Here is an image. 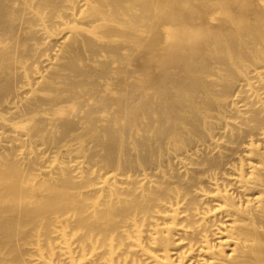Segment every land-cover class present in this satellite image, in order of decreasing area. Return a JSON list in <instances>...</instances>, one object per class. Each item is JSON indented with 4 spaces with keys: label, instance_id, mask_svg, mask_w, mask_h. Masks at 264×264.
I'll use <instances>...</instances> for the list:
<instances>
[{
    "label": "bare ground",
    "instance_id": "obj_1",
    "mask_svg": "<svg viewBox=\"0 0 264 264\" xmlns=\"http://www.w3.org/2000/svg\"><path fill=\"white\" fill-rule=\"evenodd\" d=\"M0 264H264V0H0Z\"/></svg>",
    "mask_w": 264,
    "mask_h": 264
}]
</instances>
